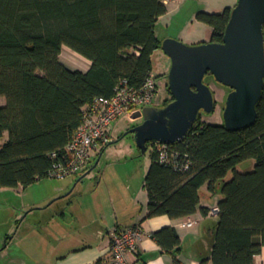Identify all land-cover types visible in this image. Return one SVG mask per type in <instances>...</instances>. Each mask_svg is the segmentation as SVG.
Wrapping results in <instances>:
<instances>
[{"label": "trees", "instance_id": "16d2710c", "mask_svg": "<svg viewBox=\"0 0 264 264\" xmlns=\"http://www.w3.org/2000/svg\"><path fill=\"white\" fill-rule=\"evenodd\" d=\"M231 11L196 14L211 28L209 42H222ZM166 12L164 0H0V188L25 189L48 178L51 154L62 155L84 106L112 96L122 80L136 89L143 85L161 49L155 24ZM63 47L90 61L89 70L66 68ZM170 148L177 167L159 163L152 152L144 179L146 218L179 219L198 210L206 216L200 191L219 190L212 252L202 263L253 264L264 247V86L250 127L207 124L199 113ZM248 160L254 169L237 172ZM151 237L162 252L180 251L173 228Z\"/></svg>", "mask_w": 264, "mask_h": 264}, {"label": "crops", "instance_id": "0c3cea01", "mask_svg": "<svg viewBox=\"0 0 264 264\" xmlns=\"http://www.w3.org/2000/svg\"><path fill=\"white\" fill-rule=\"evenodd\" d=\"M200 1L209 2L205 10L214 13L233 8L238 2V0ZM184 2L185 0H164L167 12L155 24L156 38L160 42L175 39L187 45L208 43L211 28L207 25L203 24L207 27L203 39L198 40L192 34L190 28L202 24L196 19L194 22L192 20V26L187 24L185 26L187 28L177 34L167 32L161 34L162 30L170 31L173 28L174 16L179 13ZM156 54L162 55L164 52L159 49L153 53L152 73L153 57ZM78 58L83 68L76 70L88 71L91 62L83 57ZM4 104L5 100L0 98V106ZM128 164L126 174L128 188H125L126 193L120 197H112L109 192L105 197L103 190L108 191V185L107 183L102 185V179L86 190L81 188L74 198L69 197L71 193L65 196L61 194L70 188V184L63 190L64 192L59 188L48 197L26 205L21 200L22 191L26 188H0V264H94L99 259L104 260L105 264H113L109 252L110 234L115 228L130 226H139L144 236L138 243L137 251L126 257L127 264H203L202 260L211 256L218 215H210L208 212L205 216L198 210L189 217L179 219H171L166 215L146 218L148 196L144 188V179L150 166L143 171L132 162ZM90 171L91 169L84 175L74 177L77 179L73 190ZM100 189L101 195L98 194ZM221 198L219 190L210 193L204 186L200 191L199 206L208 210L218 208ZM62 199L64 203L60 205L62 201L59 200ZM188 220H195L197 224L189 228L183 227L182 224ZM166 227L173 228L179 237L181 242L179 252H162L155 239L151 237L154 232ZM175 259L178 262H175ZM254 263L264 264V247L261 254L255 257Z\"/></svg>", "mask_w": 264, "mask_h": 264}, {"label": "water", "instance_id": "95a60500", "mask_svg": "<svg viewBox=\"0 0 264 264\" xmlns=\"http://www.w3.org/2000/svg\"><path fill=\"white\" fill-rule=\"evenodd\" d=\"M263 27L264 0H238L221 43L189 46L175 39L162 41L161 49L171 62L167 84L173 101L162 108L144 107L142 123L124 136L132 134L142 153L151 142L182 141L200 112L214 110L212 91L204 83L207 73L230 89L225 127L241 130L253 125L264 86Z\"/></svg>", "mask_w": 264, "mask_h": 264}, {"label": "rangeland", "instance_id": "374dc122", "mask_svg": "<svg viewBox=\"0 0 264 264\" xmlns=\"http://www.w3.org/2000/svg\"><path fill=\"white\" fill-rule=\"evenodd\" d=\"M213 4V3H212ZM209 2L200 1V0H185V2L181 5V9L179 13L174 16L173 28L170 31L162 30L161 34H177L182 29H186L187 24L191 25L195 21L196 13L198 12H206V13H214L213 11L205 10L208 8ZM212 6V5H211ZM210 9L214 7H209ZM223 12V11H222ZM221 13V12H220ZM196 31H195V30ZM206 26L203 24L197 26L193 25L190 30L193 32L192 34L198 38L203 39ZM187 45V44H186ZM193 46V45H189ZM78 54L74 53L70 49L63 47V51L60 55V62L70 70H76L83 68V65L80 63L78 59ZM82 61V60H81ZM153 75L159 79V99L156 102V107H162L167 105L172 101V96L168 90L167 84V74L169 72V68L171 65L170 59L165 54H156L153 57ZM164 68L166 70H164ZM166 72V73H165ZM164 73V74H163ZM204 83L209 86L212 91L215 106L214 110L211 113L200 112V121L205 122L207 124L212 125H223V112L226 104L227 95L230 93V89L226 86L218 83L214 77L209 74L205 76ZM142 123V111L137 109L130 114H127L120 118L114 125L112 130V141L113 143L102 147L98 150L97 156H94L91 159L89 170L90 173L83 178L82 181L79 182L77 187L74 188V182L76 179L74 177H67L64 179H56V178H44L36 181L32 185L28 186L24 191H22V202L24 205L31 204L34 201L41 200L45 197H48L51 192L54 190L61 189L62 192L70 185V188L61 193L62 196H65L68 193H71V198L75 197V194H78L81 188L86 190L91 185L95 186L99 180L103 183H107L108 191L103 190L105 193V197L108 196V192L112 197H120L126 193V189L128 188V181H126V174L129 169L128 162H132L136 165L137 168H141L143 171L148 168L151 164V156H152V142L148 144V149L145 153H141L137 148L133 135L128 134L126 136L125 133L131 128ZM2 140L0 141V146L2 144ZM131 148V149H130ZM102 153V154H101ZM101 154L99 160L98 156ZM96 164V165H95ZM131 164V165H133ZM255 161L248 160L237 167V172L239 173H248L254 169ZM231 176V175H230ZM103 187V186H102ZM101 187V188H102ZM126 188V189H125ZM73 190V191H72ZM94 190V187H93ZM102 189L98 191V194L101 195ZM90 197V196H89ZM53 200V199H52ZM51 200V201H52ZM50 201V202H51ZM63 204L64 199L59 200V202ZM53 203V202H52ZM55 204V203H54ZM53 204V207H54Z\"/></svg>", "mask_w": 264, "mask_h": 264}, {"label": "built area", "instance_id": "2783aa9c", "mask_svg": "<svg viewBox=\"0 0 264 264\" xmlns=\"http://www.w3.org/2000/svg\"><path fill=\"white\" fill-rule=\"evenodd\" d=\"M159 85V79L152 73L139 89L129 86L126 80H122L112 96L96 97L90 104L84 106L81 123L64 147L62 155L57 157V154H51L54 160L48 176L64 179L78 177L88 172L91 159L97 156L98 150L111 143L113 125L120 118L137 109L156 106ZM152 150L157 153L159 163L177 167L174 162L177 153L170 148V144L152 142ZM188 166V163H185L183 169H188ZM217 213L218 208L209 210L210 215ZM196 224L197 221L188 220L182 225L189 228ZM110 235L109 252L113 264H127L126 257L137 251L144 233L139 226H130L115 228Z\"/></svg>", "mask_w": 264, "mask_h": 264}, {"label": "flooded vegetation", "instance_id": "af4514ba", "mask_svg": "<svg viewBox=\"0 0 264 264\" xmlns=\"http://www.w3.org/2000/svg\"><path fill=\"white\" fill-rule=\"evenodd\" d=\"M172 101H173V99H172ZM166 106V105H165ZM162 107H164V106H162ZM162 107H160V108H162Z\"/></svg>", "mask_w": 264, "mask_h": 264}]
</instances>
